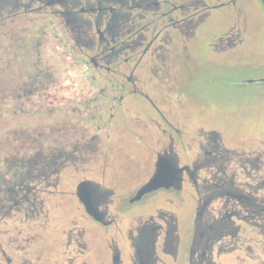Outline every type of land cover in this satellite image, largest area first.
<instances>
[{
    "label": "flooded vegetation",
    "instance_id": "obj_1",
    "mask_svg": "<svg viewBox=\"0 0 264 264\" xmlns=\"http://www.w3.org/2000/svg\"><path fill=\"white\" fill-rule=\"evenodd\" d=\"M217 8L224 17L208 46L213 59L264 30V0H0V42L26 20L37 30L19 52L62 51L73 76L62 71L52 79L35 63L31 79L9 85L0 101L3 114L17 103L13 117H35L0 144L9 150L4 173L12 178L1 180L0 213L41 218L46 233L45 200L67 194L78 203L74 226L62 230L66 240L56 253L50 246L42 264H225L235 252H253L242 225L264 238V150L230 147L209 126L193 134L176 91L177 65ZM9 49L1 46L0 55ZM158 160L169 186L132 200ZM68 169L74 189L66 192L59 184ZM38 237L14 235L11 256L0 241V264H34L20 251L48 243ZM253 244L264 249L260 240ZM260 256L256 264H264Z\"/></svg>",
    "mask_w": 264,
    "mask_h": 264
},
{
    "label": "rangeland",
    "instance_id": "obj_2",
    "mask_svg": "<svg viewBox=\"0 0 264 264\" xmlns=\"http://www.w3.org/2000/svg\"><path fill=\"white\" fill-rule=\"evenodd\" d=\"M223 17L224 10L222 8L212 9L208 18L202 22L195 45L189 49L188 60L177 65L175 75L178 88L176 91L181 92L182 96L185 97L183 113L193 122L189 123L190 131L193 134L201 133L198 131L199 129L207 131L209 127H213L219 132L223 143L230 147L235 145V147L246 152L264 150V81H260L261 76L264 75V63H262L264 30L236 52L213 59L208 46L212 40V35L222 30L223 24L220 21ZM16 22L8 30L11 31L12 36L2 38L0 42L1 46L10 48L5 54L0 55L1 102L3 101L1 97L7 92L9 85L17 81L20 83L31 79L28 75H33L38 66L44 74L51 75L52 79H59L62 71L65 78L71 81L73 79V76L67 73V68L63 67L65 64L62 60V51L59 52L60 55L55 56L48 51L47 47L38 46L41 54H37L36 50L31 49L29 50V53L31 51L30 54L27 53L23 56L18 50L19 47L23 46V41L30 43L37 29L27 23L26 20H17ZM35 63L37 64L36 67L34 66ZM254 63L256 66L252 65ZM51 78L41 77V79L48 81ZM210 78L219 80L208 81L207 79ZM231 79L238 80V82L230 84ZM248 80L251 82H246ZM174 91L170 95L171 98L173 95H177ZM17 105V103L8 104V110H5L4 114L1 113L2 110L0 109V144L5 143V140L10 139L15 135V132L20 130L18 123L29 120V118L30 120L35 119V117L25 114H17L16 117H13L12 110ZM179 105L181 103H177L175 107ZM23 128L25 127L22 126ZM19 152L23 153V150ZM8 153L9 150L6 146L1 145L0 171L2 176H0V183L2 185L4 184L1 180H12L10 174L4 173L6 168L4 159L7 158ZM261 161L259 174L264 176V156ZM73 170H66L67 174L62 178L59 190L73 191L74 182L67 179ZM261 193H264L263 189H260L259 194ZM44 205L45 208L49 209L46 233L42 232L44 229L40 226L41 218L35 222H29L22 211L11 210L7 214L1 211L0 241L7 255L11 256L16 251L15 248L11 247L14 243L9 242L14 235H17L18 239H26L30 234L38 235V239L43 241L48 239L47 244L40 243L37 244V247L24 248L20 251L21 255H28V259L34 264H42V259L50 246H53L55 253L60 250L66 240L62 230L74 226L78 213L77 200L74 196L65 194L62 199L50 198L45 200ZM240 236L246 240L245 245H252L253 252L247 250L235 252L232 258H225V264H256L253 256L258 254L261 255L260 258H264L263 247L253 244L254 240H260L262 241L261 245H263V237L254 236L244 225L241 227ZM237 255H239L240 260L237 259Z\"/></svg>",
    "mask_w": 264,
    "mask_h": 264
},
{
    "label": "water",
    "instance_id": "obj_3",
    "mask_svg": "<svg viewBox=\"0 0 264 264\" xmlns=\"http://www.w3.org/2000/svg\"><path fill=\"white\" fill-rule=\"evenodd\" d=\"M261 81L264 80V77L260 79ZM247 82H251V80H248ZM166 172L164 164L162 163V160H158L156 163V168L151 176V178L138 190L136 196L132 200L139 199L143 194L156 190L160 187H168L170 184V181H166ZM79 190L81 188H85L84 182L80 183L78 185ZM81 191V190H80ZM87 195V194H84ZM78 196L80 201L84 204V207L87 211H90V200L88 197H83L80 192H78Z\"/></svg>",
    "mask_w": 264,
    "mask_h": 264
}]
</instances>
